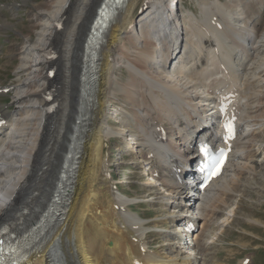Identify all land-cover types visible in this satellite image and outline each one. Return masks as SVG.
<instances>
[{"label": "bare ground", "instance_id": "bare-ground-1", "mask_svg": "<svg viewBox=\"0 0 264 264\" xmlns=\"http://www.w3.org/2000/svg\"><path fill=\"white\" fill-rule=\"evenodd\" d=\"M71 1L44 0L35 5L31 27L41 29L35 32L37 38L28 36L17 50L16 56L25 70L33 66L26 65L27 57L32 56L45 60L46 69L34 63L36 69H29L32 75L26 81L18 77L6 87L14 94L15 108H0V223L15 215L20 201L26 202L30 214L43 208L42 197L48 196L47 185L54 181L59 169L74 115L79 105L85 109L87 90L80 77L81 57L89 25L102 0H82L74 31L65 42L56 45L50 39L60 29L56 26L58 21L64 28L62 18ZM162 1L126 0L108 23L93 72L95 79L91 80V107L78 145L81 155L69 195L71 202L44 245L21 264H52L50 253L57 244L68 264H202L197 262L214 249L206 244L210 243L208 231L215 225L216 215L229 206L227 198L239 192L235 187L259 174L260 166L254 163H258L255 157L260 154V164L264 163V120L257 119L259 100L264 97V0H228V4L212 0L201 5L199 16L186 14L181 7L177 9L179 0H171L167 9L161 6ZM233 2L239 5L233 7ZM137 3L148 7L140 20L132 21ZM6 24L3 21L0 27ZM165 31L167 35L161 38ZM52 50L56 51V58L49 59L47 54ZM53 65L56 79L46 75L47 68ZM120 66L126 68L129 82L114 74ZM54 84L56 94L51 95L56 105L49 109L47 90ZM223 103L226 106L219 109ZM110 107L122 114L120 134L108 120ZM221 113L236 121L239 133L229 142L233 150L223 175L198 190L174 177L178 168L173 169L174 163L184 166V157L194 156L195 151H190L188 144L203 126L201 117L212 118V128L201 131L212 135ZM125 135L133 139L129 147L136 151L128 152V156L124 152L118 162L124 158L141 170L147 168L148 179L160 182V188L146 182L148 189L144 186L139 192L150 197L147 200H152L149 205L156 207L154 212L171 207L177 213L164 218L157 214L144 221L146 213L129 205L138 196L133 199L119 187H112L109 176L100 179L110 169L108 161L102 160L105 143ZM16 154L19 159H12ZM46 169L50 171L45 172ZM184 172L192 174L189 167ZM44 176L47 184L42 181ZM34 190L36 194H32ZM96 201L101 207L99 215L109 218L106 225L104 220L99 225L111 240L110 246L107 238H86L89 228L85 219L93 213ZM173 223L182 228L186 224L192 226L187 234L192 245L186 241L179 248L170 242V252L175 249L177 253L167 260L144 249L150 245V232L143 229ZM174 233L172 229L157 232L167 240ZM186 249L197 256L179 255Z\"/></svg>", "mask_w": 264, "mask_h": 264}, {"label": "rangeland", "instance_id": "rangeland-1", "mask_svg": "<svg viewBox=\"0 0 264 264\" xmlns=\"http://www.w3.org/2000/svg\"><path fill=\"white\" fill-rule=\"evenodd\" d=\"M43 1L44 0H0V22L6 21L7 23L6 26L0 28V84H6L5 86L0 85L3 87V90L0 91L1 109L13 111L15 108V104H13V92L6 90L8 95L3 92L7 86L13 85L14 82L17 81L18 77L23 79V81H26V78L32 75L30 71L36 69L34 63H40L37 65L40 68L42 66V68L45 67L46 69V64L44 63L45 60H42V58L35 59L36 57L32 56L27 57L28 59L25 58L27 59V66L33 64V66L29 67L30 71L29 69L25 70V68H23L24 65H22V61L16 56L18 48L22 47L24 40L28 38V36H31L29 37L31 39L37 38L35 32H39L41 28L37 26L36 30H33L31 27L33 23L31 14L36 12L35 5L42 4ZM81 1L82 0H72L69 7L68 4L66 5L68 11L67 13H64L65 15L62 18V20L65 21L64 28H60L59 30L57 29V32H54L50 39L51 42L59 45V42H65L66 39L71 36V33L74 31L73 27L76 26L77 23V10L80 7ZM211 1L212 0H179L177 9L181 7V11L184 13L188 14L193 12V14L199 16L201 13V5L204 3L209 4ZM220 1L224 4H228L230 2L228 0ZM138 4L139 3H137L134 7L132 21L140 20L145 13L144 10L148 7L147 5ZM230 4L233 7H237L239 5L238 2ZM70 25H72V27L69 28ZM166 33L167 32H165L162 36H166ZM67 73L68 72L65 74ZM54 74H56V71ZM114 74L118 77H122L125 82H129L131 79L126 72V68H122V66L116 69ZM51 79H56V75H54ZM112 88L116 90V85H113ZM118 96L120 95L118 94ZM118 96L115 95L114 98H118ZM259 101H261V104L259 113H257V119L264 120V97H262ZM122 107L126 108L127 104L123 103ZM26 108L29 109L28 107ZM108 112V120L110 121L112 128L114 129L116 127V134H120V132L122 133L123 129L119 126L122 122V114L120 115L119 112L116 113V110H114L113 107H110ZM112 139L114 140L111 142L108 141L104 145L102 160L103 162L108 161L110 166L109 172L111 173L115 183L118 181L122 182L123 180L127 181L126 183L118 185L120 191L124 192L126 196L129 197H139L136 199L132 197L135 201H132L129 205L137 212H142V214L146 213V216L143 218L144 221L154 219L157 214L159 218H164L167 214L176 213V210L171 207H169L167 211L164 210L162 212H154V208L156 207L149 205V202L152 200H147L150 197L148 198L144 196L146 192H139V190L143 189L146 182H150L152 185L155 184L156 188H160L159 184L155 181L152 183L148 179L149 176L147 175V168L141 170L135 167L131 160H126L124 158H122L123 161L122 159L119 161L121 163L118 162L117 158L120 159L124 152L125 155L128 156V152L132 150L136 151L135 147H129L132 145L133 141L130 136L125 135L123 138L119 136L113 137ZM258 152L259 151H257V153ZM16 157L19 159V154L12 156V159H16ZM255 158L258 163H254V165H256V167H258V165L260 166V168L257 169L260 175L257 174L253 178H247L245 185L235 187L236 191L238 190L239 192H236V194L227 198L228 200L226 201H228L227 203L229 206H227L223 210V213L219 214V216L216 215L217 218L215 217L216 220L214 221L215 225L210 226V228L208 227L209 235L207 242L210 243L206 245H211L214 249L209 252L210 254L206 258L203 257L197 263L264 264V163L263 165L260 164V160L262 159L261 154L260 156L256 155ZM262 161L264 162V160ZM18 162L19 161H17V164ZM47 171L50 170L46 169L45 172ZM100 179H104V177L100 176ZM42 181L47 184L46 176L42 178ZM145 188L148 189L146 186ZM137 201H139V204H136ZM93 203V213L88 214L85 219V224L89 228V231L86 233V238L91 239L94 236H100L101 238L108 239L105 229L99 225V222L104 220V225H106L109 222V218L108 216L99 215L101 207L97 201ZM188 218H192V216H189ZM171 229H174L172 224L165 225V227L155 226L143 229V231L150 232L147 235V241L150 242V245L146 250L149 252H157V254L163 258L166 257L164 260L171 259L172 255H175L177 251L174 249V251L170 252L172 249H170L171 241L169 242L163 234H157L159 230L169 231ZM107 242L109 243V246L112 243L110 239H108ZM183 251V254L179 253L182 257L197 256L193 250L186 249L182 250V252ZM167 256L170 257L168 258Z\"/></svg>", "mask_w": 264, "mask_h": 264}, {"label": "snow or ice", "instance_id": "snow-or-ice-1", "mask_svg": "<svg viewBox=\"0 0 264 264\" xmlns=\"http://www.w3.org/2000/svg\"><path fill=\"white\" fill-rule=\"evenodd\" d=\"M226 128H228L229 131H231L230 125H226Z\"/></svg>", "mask_w": 264, "mask_h": 264}]
</instances>
